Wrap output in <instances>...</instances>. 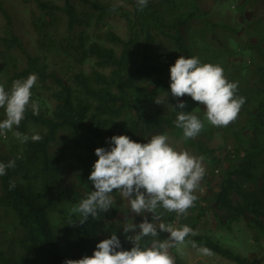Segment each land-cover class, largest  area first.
<instances>
[{"label": "trees", "instance_id": "trees-1", "mask_svg": "<svg viewBox=\"0 0 264 264\" xmlns=\"http://www.w3.org/2000/svg\"><path fill=\"white\" fill-rule=\"evenodd\" d=\"M23 1L31 8L37 50L28 48L0 1V85L10 90L14 80L37 75L32 99L39 114L29 108L14 131L43 138L21 143L9 132L13 148H0V162L16 160L0 176V264H64L91 256L112 232L131 249L117 203L83 225L70 210L94 190L88 177L98 159L95 150L110 148L112 136L141 143L155 134L183 140L174 122L184 109L166 111L155 103L171 93L170 66L181 55L221 65L246 102L229 126L204 121L196 138L183 140L203 157L206 175L188 215L166 213L165 220L190 225L199 234L189 240L237 264H260L258 256L236 252L216 233L245 224L252 241L264 244V0H237L241 19L235 25L229 12L215 17L228 0H149L142 11L136 1L130 10L103 0ZM114 19L124 21L125 34ZM215 135L222 139L213 147L205 139ZM12 181L16 187L10 190ZM172 252L176 264H187Z\"/></svg>", "mask_w": 264, "mask_h": 264}, {"label": "clouds", "instance_id": "clouds-1", "mask_svg": "<svg viewBox=\"0 0 264 264\" xmlns=\"http://www.w3.org/2000/svg\"><path fill=\"white\" fill-rule=\"evenodd\" d=\"M136 2L142 11L149 0ZM37 79L36 74L16 79L10 90L0 85V109L4 110V118L0 119V136L6 137L11 132L21 143L29 139L33 142L42 140L39 133L29 136L14 131L29 108L33 115L39 114V102L32 99ZM238 87V82L227 78L221 65L203 63L196 56L181 55L170 66L171 95L178 99V104H168V93L155 98V103L171 105L174 110L176 107L185 109L186 102L179 98L188 95L204 106L203 120L194 114L196 109L177 112L175 127L182 130L183 140L187 141L204 130V121L220 128L229 126L238 118L246 102L245 97L237 95ZM146 139L147 142L141 143L128 135H114L109 140L110 148L97 147L98 159L88 177L94 190L70 210V215L78 214L81 225L89 217L100 220L101 214L114 207L117 201L113 194L118 193L127 205L121 227L125 239L133 246L125 250L117 233L112 232L110 238L97 243L91 256L67 259L64 264H176L172 250L183 254L189 245L202 257L213 255L208 247L188 239L199 234L190 225L177 226L165 220L166 213H175L177 218L186 217L189 209L195 206L196 192L206 175L203 157L177 148L169 142L167 134H155ZM15 166V159L0 162V176ZM15 187L16 182H10L9 189ZM129 211L143 216L142 222L134 223L127 215ZM148 213L152 214L151 221ZM162 233L168 235L162 237Z\"/></svg>", "mask_w": 264, "mask_h": 264}, {"label": "rangeland", "instance_id": "rangeland-1", "mask_svg": "<svg viewBox=\"0 0 264 264\" xmlns=\"http://www.w3.org/2000/svg\"><path fill=\"white\" fill-rule=\"evenodd\" d=\"M3 1H5L6 5L10 9L14 17L16 29L18 33L23 37L28 48L31 51L37 50V45H36L37 35L35 30L33 29V26H31L32 24L30 17L31 8L29 4H26L23 0H3ZM103 1H107L117 5H122L130 10L133 9V2L136 0H103ZM227 2H224V4L217 6L215 17L216 19L224 18L225 13L229 12V16L230 14H232L233 17L230 18V20L232 21L231 23L235 25L241 19V14L236 10L237 0H228ZM2 22L3 19L2 16L0 15V31H1ZM123 22L124 21L122 19H114V22H112V24H114L115 28L120 33L125 34L126 31ZM90 66L91 65L89 63L86 64L85 69L86 70L89 69ZM63 70L69 71L67 65L64 66ZM166 94L167 93H163L162 96H165ZM179 100H183L186 102V108L184 109V111L186 112H191L196 109L194 114L198 116L200 112L202 111L204 112V108H203L204 106L199 104L198 102L193 101L192 98L188 95L179 98ZM168 104H171L173 106H176L178 104V99L176 97H173L171 93H168ZM171 105L163 104L164 110L169 111V109L172 108ZM0 119H3V117L1 116ZM221 139L222 137L220 135H215L213 139L208 140L206 138L205 140L206 142L209 143L210 146L214 147L218 145ZM14 140L15 138L9 133H7L6 137L0 136L1 150L3 152H6L9 151V149H12ZM169 142L181 150H187L194 156L200 157L197 153L194 152L193 149H191V147L184 146L185 144L181 137L172 135L169 137ZM203 164L204 166L206 164L204 160H203ZM113 195L116 198L117 201L116 203L121 209L120 218L124 219L125 213L123 211H126V207H127L126 202L124 203V201L120 199L118 193H114ZM127 215L129 216V218H132L133 221L135 222H138L143 218V216H137L134 213H131L130 211L127 213ZM209 225L211 226L212 230L215 229L214 222L211 221ZM218 233L221 235L220 238L223 241H225V244L233 248L236 252L245 255L249 258H254L255 256H258L260 258V264H264V244L256 245V243L252 241L250 237V231L248 230L245 224L234 226L233 231L230 232L223 228L222 231L220 230L216 233V236H218ZM180 256L187 264H237L235 261L227 259L215 252H213V255L210 257H202L198 255L196 250L192 249L190 245L183 250V254H180Z\"/></svg>", "mask_w": 264, "mask_h": 264}]
</instances>
